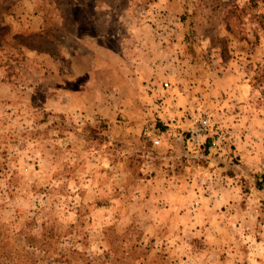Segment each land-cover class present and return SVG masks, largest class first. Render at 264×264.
<instances>
[{
  "label": "rangeland",
  "instance_id": "374dc122",
  "mask_svg": "<svg viewBox=\"0 0 264 264\" xmlns=\"http://www.w3.org/2000/svg\"><path fill=\"white\" fill-rule=\"evenodd\" d=\"M160 1L0 0V264H264V0Z\"/></svg>",
  "mask_w": 264,
  "mask_h": 264
},
{
  "label": "crops",
  "instance_id": "0c3cea01",
  "mask_svg": "<svg viewBox=\"0 0 264 264\" xmlns=\"http://www.w3.org/2000/svg\"><path fill=\"white\" fill-rule=\"evenodd\" d=\"M160 2H162V0ZM120 31L122 32V30ZM121 32L113 34L112 36V38L115 37L117 39V42L119 44V50L105 46H100L98 44V47L94 48L95 50L94 57L97 59L98 55L105 54L109 58L108 60L112 61L114 64L115 63L124 64L126 59L132 58V55L135 54V50L138 49L141 44L142 48L140 49V51H142V54L146 56V58L141 59L142 66L144 67L145 70L146 78L141 74L140 75L141 78H139V80H141V82L144 81L149 82L151 78L153 77L156 78V76L160 75L162 69L161 63L158 61L160 50H159V44L156 42V38L154 36L152 26L146 24L145 26L142 27L136 26V27H131L129 29L125 28L126 33L125 32L121 33ZM123 33L125 34L123 35ZM144 34H146L148 37L143 38L142 36ZM135 45L137 47H135ZM101 48L103 52H99ZM136 58H138V55L136 56ZM132 59H134V57ZM132 65H134V62L132 63ZM168 67L170 68L169 64Z\"/></svg>",
  "mask_w": 264,
  "mask_h": 264
},
{
  "label": "built area",
  "instance_id": "2783aa9c",
  "mask_svg": "<svg viewBox=\"0 0 264 264\" xmlns=\"http://www.w3.org/2000/svg\"><path fill=\"white\" fill-rule=\"evenodd\" d=\"M165 87H169V83L166 82L164 83ZM212 128L211 123H210V119L209 117H201L196 119L195 124H194V129L192 131V134H202L208 130H210ZM155 144H159L160 141L159 140H154ZM213 144H216V142H214Z\"/></svg>",
  "mask_w": 264,
  "mask_h": 264
}]
</instances>
